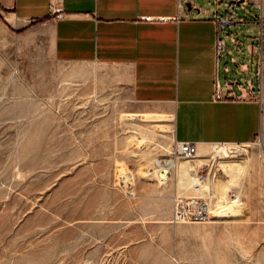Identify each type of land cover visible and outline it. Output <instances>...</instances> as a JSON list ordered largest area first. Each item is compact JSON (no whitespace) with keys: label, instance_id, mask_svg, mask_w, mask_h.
I'll list each match as a JSON object with an SVG mask.
<instances>
[{"label":"rangeland","instance_id":"rangeland-1","mask_svg":"<svg viewBox=\"0 0 264 264\" xmlns=\"http://www.w3.org/2000/svg\"><path fill=\"white\" fill-rule=\"evenodd\" d=\"M110 79L104 66L56 61L49 29L0 8V264H264V146L181 157L166 109L133 103ZM170 160L165 183L157 162ZM178 197L207 200L210 219L174 223Z\"/></svg>","mask_w":264,"mask_h":264},{"label":"crops","instance_id":"crops-1","mask_svg":"<svg viewBox=\"0 0 264 264\" xmlns=\"http://www.w3.org/2000/svg\"><path fill=\"white\" fill-rule=\"evenodd\" d=\"M248 1L252 9L226 15L184 0H0V8L18 26L49 29L56 61L109 68L133 103L166 109L176 142L204 150L264 146V1ZM230 59L246 84L225 74Z\"/></svg>","mask_w":264,"mask_h":264},{"label":"built area","instance_id":"built-area-1","mask_svg":"<svg viewBox=\"0 0 264 264\" xmlns=\"http://www.w3.org/2000/svg\"><path fill=\"white\" fill-rule=\"evenodd\" d=\"M252 4L263 7L264 0H250ZM232 21H223L221 24L222 29L226 25H231ZM224 46L223 40H218L217 47L221 50ZM219 98L221 96L218 94ZM225 145V144H221ZM176 153L184 158H193L198 153V147L192 142H176ZM160 171L168 169L171 173V165L165 161L157 162ZM211 217V205L202 198H182L178 197L175 201V208L172 216L174 223H202L208 221Z\"/></svg>","mask_w":264,"mask_h":264},{"label":"bare ground","instance_id":"bare-ground-1","mask_svg":"<svg viewBox=\"0 0 264 264\" xmlns=\"http://www.w3.org/2000/svg\"><path fill=\"white\" fill-rule=\"evenodd\" d=\"M221 148L222 147L219 144H217V149L220 150ZM169 164L171 165V167L174 166V162L172 160L169 161ZM182 168H183V172L186 173V175L189 172H191V171H196L197 170L196 167H194V166H191L189 169L186 168L185 166L182 167ZM221 169L223 170V173L226 170L224 166H221ZM159 175H160L162 181L165 182V183H167L169 181L170 177H171L170 176V171L168 169H165V171H159ZM190 178H191V185L193 187H196V189H198L199 186H202V187L205 186L206 180L204 178L203 179L202 178H199L196 174L191 175ZM232 202L235 203V202H238V200H232ZM235 209H236V207H235ZM231 210L232 209H230L229 211H231ZM226 211H228V210L227 209L222 210L220 213H223V212H226Z\"/></svg>","mask_w":264,"mask_h":264},{"label":"water","instance_id":"water-1","mask_svg":"<svg viewBox=\"0 0 264 264\" xmlns=\"http://www.w3.org/2000/svg\"><path fill=\"white\" fill-rule=\"evenodd\" d=\"M244 2H246V0L232 1V2H231V5H234V4H236V5H241V4L244 3ZM187 6H188L189 10H191L190 5L188 4Z\"/></svg>","mask_w":264,"mask_h":264}]
</instances>
